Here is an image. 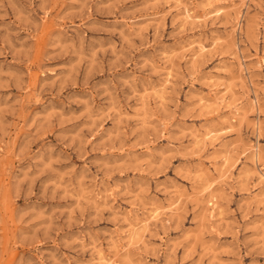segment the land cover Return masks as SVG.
<instances>
[{"label": "rangeland", "instance_id": "1", "mask_svg": "<svg viewBox=\"0 0 264 264\" xmlns=\"http://www.w3.org/2000/svg\"><path fill=\"white\" fill-rule=\"evenodd\" d=\"M0 264H264V0H0Z\"/></svg>", "mask_w": 264, "mask_h": 264}]
</instances>
